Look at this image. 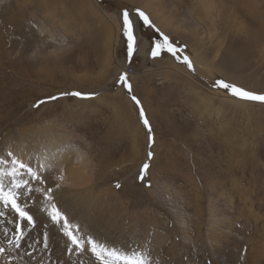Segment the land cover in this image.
<instances>
[{
	"label": "rangeland",
	"instance_id": "obj_1",
	"mask_svg": "<svg viewBox=\"0 0 264 264\" xmlns=\"http://www.w3.org/2000/svg\"><path fill=\"white\" fill-rule=\"evenodd\" d=\"M125 8L186 45L196 74L150 59L158 34L142 22L128 66ZM121 70L153 128L151 161L139 110L115 85ZM218 78L264 94V0H0V145L83 167L84 194L60 192L59 206L117 247L151 233L162 264H264V104L212 88ZM73 91L97 95H62Z\"/></svg>",
	"mask_w": 264,
	"mask_h": 264
},
{
	"label": "snow or ice",
	"instance_id": "obj_2",
	"mask_svg": "<svg viewBox=\"0 0 264 264\" xmlns=\"http://www.w3.org/2000/svg\"><path fill=\"white\" fill-rule=\"evenodd\" d=\"M120 19L121 33L126 44L125 62L128 66L139 55L141 40L137 35L136 25L142 22L144 27L158 34L151 40L147 50L150 59L158 60L169 56L185 66L190 73L196 74L194 62L187 54V46L180 45L161 32L145 11L140 8H125L120 13ZM115 85L128 95L139 110V119L147 134V160L151 161L155 143L153 128L141 101L134 94L127 70H121ZM211 87L223 90L241 101L264 104V94L250 92L224 79H216ZM62 95L85 99L94 98L97 93L73 91ZM49 99L54 100L57 97ZM43 103L45 101L41 100L34 107ZM34 153L35 149L19 145H0V234L3 235V240H0V264H84L85 256L94 258L92 264H162L154 254L151 233L143 239L130 241L126 247H117L100 240L73 220L59 206L58 194L61 192L63 176L54 175V169ZM149 167L148 162L141 166L137 176L141 182L144 181ZM120 187L117 183L116 188ZM53 233L58 240L53 239ZM59 241H63L62 257L53 259V245ZM37 252L47 255V259L43 255L36 256Z\"/></svg>",
	"mask_w": 264,
	"mask_h": 264
},
{
	"label": "bare ground",
	"instance_id": "obj_3",
	"mask_svg": "<svg viewBox=\"0 0 264 264\" xmlns=\"http://www.w3.org/2000/svg\"><path fill=\"white\" fill-rule=\"evenodd\" d=\"M203 2V4L205 2H209V0H201ZM200 2V1H199ZM200 19V18H199ZM5 23V22H4ZM210 25V24H209ZM212 26V25H211ZM178 29V28H177ZM210 35V34H209ZM108 38V37H107ZM141 49V48H140ZM190 55V54H189ZM197 60V58H195ZM196 63V62H195ZM194 63V65H195ZM243 104V103H241ZM49 155L45 158H43L42 161L48 163L49 165H52L54 167L57 168V171L60 175H64V176H67L68 178H70V182H69V185L66 189H61V194L62 193H70L71 195H73L72 197L74 196H77L79 198V196H81L82 194H84V191L80 189H76V186L79 185V184H82L83 186L86 185V184H89V180L88 177L86 176V172H85V169L83 167H78V165H73V162L71 159L69 158H65V157H62L60 160L57 158L55 159L54 156H52L53 153L49 152L48 153ZM64 156V155H63ZM82 163V162H81ZM80 163V164H81ZM79 164V165H80ZM67 178V179H68ZM65 182V181H64ZM84 188V187H83ZM86 190V189H85ZM91 190V189H90ZM89 191V190H88ZM67 196V195H66ZM60 198V197H59ZM70 198V196H69ZM77 198V199H78ZM75 199V198H74ZM75 201V200H74ZM84 204V202H83ZM66 207V206H65ZM243 210H245L246 213H251V209L250 208H247L245 205H243ZM81 211V210H80ZM105 211V210H104ZM84 217V216H83ZM88 218V217H87ZM92 223V222H91ZM92 232V231H91ZM184 233V232H183ZM163 243H165L166 240H164L165 237L163 236H159L158 237ZM156 238V239H158ZM164 245V244H163ZM158 247V245H157ZM162 258V257H161Z\"/></svg>",
	"mask_w": 264,
	"mask_h": 264
}]
</instances>
